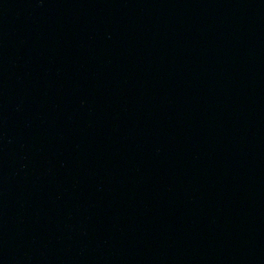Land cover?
<instances>
[{
	"label": "water",
	"instance_id": "95a60500",
	"mask_svg": "<svg viewBox=\"0 0 264 264\" xmlns=\"http://www.w3.org/2000/svg\"><path fill=\"white\" fill-rule=\"evenodd\" d=\"M0 264H264V0H0Z\"/></svg>",
	"mask_w": 264,
	"mask_h": 264
}]
</instances>
